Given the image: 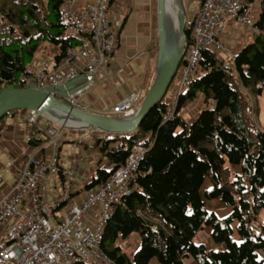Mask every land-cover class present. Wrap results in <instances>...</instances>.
I'll return each instance as SVG.
<instances>
[{
    "label": "trees",
    "instance_id": "obj_1",
    "mask_svg": "<svg viewBox=\"0 0 264 264\" xmlns=\"http://www.w3.org/2000/svg\"><path fill=\"white\" fill-rule=\"evenodd\" d=\"M65 1L0 0V90L26 86L27 67L43 43H60L62 48L70 44L62 36ZM259 8L252 41L234 54L230 64L218 52L201 49L199 75L175 98L171 116L163 118L168 104L162 99L134 133L77 131L88 133L99 155L86 188L103 185L124 164L133 145L146 147L132 181L134 190L115 206L102 229V250L115 264H149L153 258L158 264H186V257L196 264H263L264 124L258 122L252 102L264 91V0ZM184 36L187 46L192 41L188 27ZM148 53L153 65L155 0ZM153 75L150 67L146 90ZM197 94L203 96L202 107L188 123L179 111ZM210 102L212 108H208ZM18 111L5 113L0 125ZM37 133L34 128L28 138L32 146L49 140ZM233 166H239V171ZM210 200L228 207L226 216L208 210ZM234 221L237 241L231 237ZM205 226L211 229V241L223 249L193 242L195 233ZM132 235L138 244L129 254L123 244Z\"/></svg>",
    "mask_w": 264,
    "mask_h": 264
},
{
    "label": "built area",
    "instance_id": "obj_2",
    "mask_svg": "<svg viewBox=\"0 0 264 264\" xmlns=\"http://www.w3.org/2000/svg\"><path fill=\"white\" fill-rule=\"evenodd\" d=\"M110 1L93 0L81 9L65 4L61 12L62 36L70 44L63 48L60 43L50 44L51 51L36 56L35 65L31 61L27 67L30 74L26 85L32 82L37 88L55 87L80 75L85 76L87 84L84 88L60 99L71 107L85 110L78 102V96L96 82L98 72L106 73L105 66L118 43L116 30L108 18ZM246 1L201 0L195 12L184 17L192 41L184 47L174 74L176 79L171 89L175 98L199 75L201 49L226 52L216 33L230 19L254 29L251 6ZM233 57L229 54L226 63L230 64ZM137 98V93L123 97L112 111L124 115ZM173 110L174 103L168 104L163 118L171 116ZM30 113L28 121L34 123L39 114ZM48 122L40 128L48 142L58 148L60 129L64 126L57 124L59 127H55ZM145 151L143 145H133L124 164L115 168L103 185L85 188L79 203L71 200L77 170L74 166L60 165L56 152L48 160L30 157L22 166L16 167L11 191L0 196V264H72L80 261L115 264L102 250V229L115 206L134 190L132 181ZM50 175L57 179L59 196L43 201L39 182ZM61 204L68 205V210L58 218L54 216V210ZM90 214L95 221L89 220Z\"/></svg>",
    "mask_w": 264,
    "mask_h": 264
},
{
    "label": "crops",
    "instance_id": "obj_3",
    "mask_svg": "<svg viewBox=\"0 0 264 264\" xmlns=\"http://www.w3.org/2000/svg\"><path fill=\"white\" fill-rule=\"evenodd\" d=\"M92 1L66 0L65 4L70 3L72 8L81 9L89 5ZM188 1L190 0H185L184 2ZM192 1L194 2L193 9L187 15L184 14L185 17H189L195 12L201 0ZM259 3L260 0L246 1V4H250L251 6V16L254 21L259 14ZM152 11L153 0L110 1L108 18L116 30L118 43L105 66L104 70L106 73L103 75L101 72H98L96 82L78 96V102L85 107L86 111L100 115L119 116L120 114L112 111V107L123 97L132 93H137L138 98L132 106L134 108L127 110L125 113H130L137 107V101L146 92L145 74L147 70L152 67L153 73H155V63L152 65L148 53V45L152 33ZM216 34L226 49L225 53L219 54L227 61L229 54L234 55L244 45L252 41L254 32L252 27L245 24L238 25L230 19L224 28L217 31ZM46 45L50 47V44L43 43L36 51L32 58L33 60H31L34 65L36 56H44L45 53L49 52L45 49ZM196 96L195 102H185L179 111L182 117L184 116L190 121L197 116L199 105H202L203 96L201 94ZM165 98L167 104L174 103L175 95L172 94V90H170ZM263 98L264 91L252 102L257 110V115L258 106H263L264 104ZM210 105H213V103H210ZM30 114L29 110L25 112L18 111L14 115L8 116L0 125V196L11 191L15 183L16 167L22 166L30 157L48 160L56 152L57 148H54L48 141L39 146L29 144L28 138L32 135L34 128L38 130L37 137L40 139H43L45 136L47 137L40 127L46 121L48 122L46 117L38 115L36 121L32 123L27 118ZM259 123L264 124V117ZM65 128L67 127L60 129L61 137L57 149V160L62 166H74L76 168L77 172L73 179L75 192L72 194L71 200L79 203L83 198V190L86 188L85 186L91 179L97 166L99 159L98 149L91 147L92 142L88 133L83 132L78 134L77 131L81 129L73 127ZM102 165L106 168L110 167L108 162H102ZM39 188L43 201H51L59 196L57 179L51 175L47 179L39 182ZM210 202H213V200H210ZM217 204L221 203L219 202ZM63 206L61 204L55 210V217H61L68 210V205L65 204L64 208H62ZM224 211L227 214L229 208L224 206ZM89 220L95 221L96 219L90 214ZM205 227L208 228L205 233L207 237H203L197 243L204 244L207 249H223V245L214 244L211 241V229L210 227ZM137 244L138 238L132 235L123 244V248L130 254ZM260 257L264 264L263 255L260 254ZM184 261L186 264H196L191 257H186ZM149 264H158V262L153 258Z\"/></svg>",
    "mask_w": 264,
    "mask_h": 264
},
{
    "label": "water",
    "instance_id": "obj_4",
    "mask_svg": "<svg viewBox=\"0 0 264 264\" xmlns=\"http://www.w3.org/2000/svg\"><path fill=\"white\" fill-rule=\"evenodd\" d=\"M175 4L176 19H172L168 11V0H155L157 55L155 73L151 84L135 109L124 115L107 116L80 110L61 101L87 84L85 76H78L63 85L35 87L30 82L17 89L8 86L0 90V118L15 109L35 111L56 124L81 130L102 133H134L143 117L163 99L182 59L185 47L184 12L181 0H171ZM60 110L57 119L50 118L47 113ZM61 119V120H59ZM68 120L74 124L62 123Z\"/></svg>",
    "mask_w": 264,
    "mask_h": 264
},
{
    "label": "rangeland",
    "instance_id": "obj_5",
    "mask_svg": "<svg viewBox=\"0 0 264 264\" xmlns=\"http://www.w3.org/2000/svg\"><path fill=\"white\" fill-rule=\"evenodd\" d=\"M185 0H181V3H182V7H183V12H184V14L185 15H187L189 12H190V10H192L193 9V6H194V2L192 1V0H190V1H188V2H184ZM176 18V17H175ZM175 18H172L174 21H175ZM45 49H47L48 51H51L52 49L50 48V47H48L47 45L45 46ZM175 77H174V79H172V82L170 83V85H169V87H168V91H167V93H166V95L168 94V92L170 91V90H172L171 89V87H173V84H174V82H175ZM197 95H199V94H197ZM197 97V96H196ZM163 100L164 101H166V98H165V96H164V98H163ZM175 101V100H174ZM196 101V98L194 99V100H192V101H188V102H190V103H192V102H195ZM167 102V101H166ZM210 103H213V102H210ZM210 103L208 104V108H212V106L213 105H210ZM263 103H264V98H263ZM201 107H202V105L200 106L199 105V108H198V111H197V114L199 113V111H200V109H201ZM19 111H21V112H25V111H28L27 109H19ZM263 117H264V104H263V106H258V115H257V120H258V122H261L262 121V119H263ZM183 119H185L188 123H190V122H192L193 120H188V119H186L184 116H183ZM49 124H51V125H54L55 127H59L55 122H53V121H50L49 120ZM64 127H67V126H64ZM69 127H67V128H65V129H68ZM234 167V169L236 170V171H239V166H233ZM204 187H209V182H208V180L206 181V183L204 184ZM213 203V204H212ZM217 203H219L217 200H213V202H208L207 203V209H209V210H212L213 212H215L219 217H224V216H226V211H224V206H223V204H217ZM65 206V205H64ZM64 206L62 207V208H64ZM235 225H236V222L234 221L233 223H232V228H233V233H232V240H238V236H237V234H236V231H235ZM206 229H208V228H206V227H203L202 229H200V230H198L196 233H195V235H194V237H193V242L195 243V244H198L197 242H200L201 240H202V238L203 237H207V235L205 234L206 233ZM155 259V258H154Z\"/></svg>",
    "mask_w": 264,
    "mask_h": 264
},
{
    "label": "bare ground",
    "instance_id": "obj_6",
    "mask_svg": "<svg viewBox=\"0 0 264 264\" xmlns=\"http://www.w3.org/2000/svg\"><path fill=\"white\" fill-rule=\"evenodd\" d=\"M168 11L170 12V15H171V17L172 18H175L176 17V8H175V4L174 3H172V1L171 0H168ZM176 19V18H175ZM55 112H49V113H47L48 115H49V117L50 118H56L57 119V117H56V114H58V113H61V111L60 110H54ZM59 120H61V119H59ZM62 123H67V124H74L73 122H72V120L71 121H68V120H64V121H62Z\"/></svg>",
    "mask_w": 264,
    "mask_h": 264
}]
</instances>
